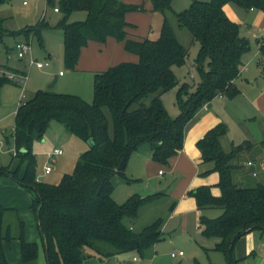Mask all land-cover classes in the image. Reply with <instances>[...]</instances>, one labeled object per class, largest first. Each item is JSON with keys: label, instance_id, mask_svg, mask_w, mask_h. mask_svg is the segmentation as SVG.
<instances>
[{"label": "trees", "instance_id": "obj_1", "mask_svg": "<svg viewBox=\"0 0 264 264\" xmlns=\"http://www.w3.org/2000/svg\"><path fill=\"white\" fill-rule=\"evenodd\" d=\"M6 0H0V3ZM154 11L171 9L172 0H150ZM63 18L55 26L64 35V62L75 69L81 49L90 41L104 43L109 37L124 42L125 50L138 56L137 62H121L94 76V96L91 103L68 93L38 90L22 102L17 111L13 133L18 165L0 167V177L8 176L31 192V208L36 214L47 264H82L84 249L108 255L105 246L116 252L145 253L163 238L159 220L135 233L123 222L134 219L139 209L153 197L134 195L124 204L112 197L114 179L132 181L127 174L131 155L140 148L150 150L157 163L168 165L184 145L185 129L197 113L220 94L229 98L240 91L234 80L240 75L243 55L250 50L249 41L240 35V26L224 10L227 3L244 9L264 11V0H193L189 8L177 13L182 27H186L200 48L195 67L200 80L194 87L179 86L173 68L184 65L186 49L177 39L169 21L163 20L156 39L132 38L128 29L135 26L126 20L130 11H143L142 5L122 0H58ZM76 13H85L84 20L72 21ZM50 27L44 20L24 30L12 32L37 36L42 44V30ZM0 29L2 20L0 19ZM260 50L264 54V40ZM6 71L18 70L0 64V93L4 83L14 82ZM179 86L177 104L180 114L173 118L166 109L162 95ZM151 97L149 103L145 98ZM104 108L112 117L113 133ZM52 121L88 142L89 149L78 159L75 169L65 174L59 184L36 180L35 137L41 138ZM227 127L220 123L198 142L203 161L212 168L203 172H217L220 196H214L211 186H200L188 193L195 198L199 209L219 208L223 212L214 219L201 216L203 235L219 238L215 249L222 252L227 264H238L235 246L239 239L253 230L264 231V183L245 184L238 175L243 172V157L251 155L259 145L245 142L233 145L225 152L221 139ZM23 150V151H22ZM9 211H17L0 204V264H10L5 243L18 238L22 262L36 260L39 245L26 238L25 223L19 218V234H12L5 226Z\"/></svg>", "mask_w": 264, "mask_h": 264}, {"label": "rangeland", "instance_id": "obj_2", "mask_svg": "<svg viewBox=\"0 0 264 264\" xmlns=\"http://www.w3.org/2000/svg\"><path fill=\"white\" fill-rule=\"evenodd\" d=\"M193 0H172L171 9L166 12L154 11L150 0H130L132 5H142L143 11H130L133 17L134 34L137 38H158L163 20L166 18L172 26L178 41L188 49V57L184 65H177L173 71L179 82V86L187 83L195 86L199 80V74L195 67L200 45L196 42L190 31L179 24L176 14L180 13L191 5ZM208 1V0H200ZM126 3V2H125ZM54 4L45 0H6L0 3V19L2 29H0V64L26 72V85L15 82L4 83L0 93V167L18 165V159L14 154L13 133L15 128V112L22 102L29 100L38 90H45L54 93H68L80 95L86 102L91 103L94 96L93 76H81L79 82H72L73 69H69L64 62V35L63 31L55 26L63 18L62 13L54 11ZM244 13L245 18L253 17L260 13L257 9L250 14L244 8L237 7ZM264 12V11H263ZM45 13V22L50 27L42 30V44L37 36L30 37L31 52L21 59L18 57L17 44L28 42L24 34L11 33L35 26L41 21V15ZM85 13H76L71 20H84ZM250 23V21H247ZM241 34L250 43V50L243 55L244 68L241 76L237 77L236 87L241 91L235 97L223 101L216 100L214 105L216 110L223 116L227 133L222 137L221 146L225 152L232 150V140H248L259 143V147L250 155H245L243 161L248 158L255 160L254 167L244 169L249 185L256 182L264 183V97L260 103L258 97L264 93V54L260 55L255 41V31L246 23L240 26ZM31 58L40 62H48L49 66L42 69L30 66ZM59 71L65 74L58 79L57 86L48 88V78L53 79L54 75H59ZM13 71H6L7 76ZM10 79V78H9ZM179 86L163 95V100L169 114L176 118L179 113L177 104V91ZM81 92V93H80ZM21 100V101H20ZM151 97L144 101L149 103ZM107 115L110 134L113 133L112 117L108 108H104ZM243 138V139H241ZM10 148V150H9ZM62 150L63 154L56 157V162L49 161L53 167V172L46 174L45 165L48 162L47 153L54 149ZM33 153L36 155L37 163L35 176L36 180L46 184H59L65 174L74 171L80 156L89 149L88 142L75 134L70 133L66 127L56 121H52L41 138L35 137L33 141ZM243 167V163H242ZM257 172V177L251 175L252 171ZM12 183H16L12 178L3 176ZM249 177V178H248ZM208 184H216L218 175L216 172L206 174ZM164 183V187L160 183ZM4 180L0 182V198L17 202L18 211H9L5 218V226L10 227L12 234H19V216L26 222V236L34 239L39 245V256L36 260L26 264H47L46 254L42 244L40 229L35 212L31 208V192L21 187L22 194L11 192L4 187ZM115 189L112 197L119 205L124 204L130 197L139 195L140 197H153L146 205H143L136 218L125 217L123 222L132 228L135 233H142L144 229L157 221H161V232L163 238L149 248L145 253L140 254L135 251L116 252L111 247L105 246L108 255H100L91 249H84L82 264H207L227 259L222 252L207 250L208 239L198 231V219L200 216H208L209 211L196 213V203L194 199L187 196L182 202L171 195L173 182L167 175L164 178L155 177L149 181L147 177L125 183L120 177L114 179ZM218 188V187H215ZM16 189V188H15ZM167 189V192H163ZM9 191V193H8ZM11 194V195H10ZM16 210V209H15ZM20 214V215H19ZM187 220V230L186 226ZM165 237V238H164ZM27 238V237H26ZM173 250L184 252L182 257H171ZM5 251L10 264H24L22 262L21 244L18 238L5 243ZM136 258V260H134ZM215 264V263H211ZM217 264V263H216Z\"/></svg>", "mask_w": 264, "mask_h": 264}, {"label": "crops", "instance_id": "obj_3", "mask_svg": "<svg viewBox=\"0 0 264 264\" xmlns=\"http://www.w3.org/2000/svg\"><path fill=\"white\" fill-rule=\"evenodd\" d=\"M122 1L126 3H130V0H122ZM237 7L239 6L234 3H227L224 6V10L226 14L228 15V17L234 22L238 23L239 26L242 27V25L246 23L249 27H252V29L255 31L254 32L255 41L258 46L257 53H259L260 55H263L260 50V47H261L262 41L264 40V12L260 10L259 14L254 15L253 17L245 18L246 16H244V13L240 11ZM245 10L247 13L250 14L251 12H254L257 9L252 8L249 10L247 9ZM56 13H59V12H56ZM45 19H46V15L45 13H43L41 15V21L42 20L45 21ZM132 19L133 17L131 14L126 15V20L130 24L134 25ZM247 21H250V23ZM133 31H134V28L128 29L129 37L137 38V36H135ZM240 35L245 38V36L241 34V30H240ZM137 61H138V56L130 52H127L125 50L124 42H119L115 38L109 37L104 43H100L97 41H90L87 46L81 49L78 63L75 69H73L72 71L73 72L72 82H79V79H81L82 75L83 76L90 75V76H93L94 78L96 73L106 71L109 67L119 64L121 62H137ZM244 66L245 65H244V61L242 57L241 72ZM241 72L239 76H241ZM56 75H54L52 80L51 78H48L47 81L48 82L50 81L49 83H52ZM57 76L58 78H57L55 86H57L58 79L60 80V78L64 77L65 74H63L62 71H59V75ZM236 80L237 78L234 80V85H235ZM195 88H196V85L191 89V91H194ZM163 95L161 98L164 103ZM263 97H264V93L258 97L259 103L261 100L263 101L262 99ZM228 98L226 95H223L222 97H216L210 103H208L206 107H203L197 113L195 118L191 122H189V124L187 125L185 129L183 149L177 155H175L174 157L170 159L168 165H162L154 161L150 150L146 147L140 148L138 151L134 152L129 159V163H128L127 170H126L127 176L130 179H132V181L129 183H132L133 181H136L140 179L141 177H147L149 181H152L153 179H155V177L164 178L167 175V177L170 178L173 182V188L171 190V195L174 198H177V199L179 198L181 202L184 199H186L187 196H189L188 193L190 191L200 186H205V185L211 186V192L214 196H220L221 189L218 186V183L220 181L219 173L216 172L218 175V182H216V184H208L209 182L205 178L206 174L204 175L202 173L211 169L212 164L206 163L203 161L202 153L200 149L198 148L197 144L209 130L216 127L220 123H224V118L215 109L216 106L214 105V102L216 100H221L223 101V105H224L225 100H228ZM179 113H180V110H179ZM245 142H250L257 146L259 145V143L258 144L256 142L253 143L248 140H240V141L232 140L231 145L233 147V145H240ZM249 161H253L255 164V160H253V158H248L246 161L244 160L243 161V171L245 168L248 169L249 167H254V165L253 166L247 165V162ZM53 162H56V157L54 158ZM16 165L11 166V168L14 169ZM254 173H256V175H254ZM251 175L253 177L258 176L255 170L252 171ZM238 177L240 180L243 181V183L245 184L250 183V182H247V177L246 175H244V172L239 174ZM3 180L5 183L3 184L2 187L6 185V189H8L9 191L11 190L12 192L19 193V195L22 194V191H20L21 187H17L18 186L17 183H12L8 179L4 177H0V182ZM122 181L125 182L124 180ZM160 186L164 187V183L161 182ZM215 187H218V188H215ZM163 192H167V189H165ZM192 198L194 199L196 203L195 209H196V213L198 214H201L203 211L208 210L209 211L208 216L210 217V219H214V218L219 217L223 212L221 209L213 208V207L206 208V209H199L195 198L194 197ZM0 204H2L3 206L7 208H13L18 211L17 202L15 200L10 201L8 199L6 200V199L0 198ZM185 217H186L185 218L186 226L184 230H187L188 216L185 215ZM19 218L25 223V227H26V222L22 219L21 216H19ZM200 218L201 216L198 219V231L202 232V235H203V226L200 223ZM26 237L28 241L35 242L34 239H30L29 236H26ZM205 238L208 239V243L205 244L207 247V250L217 251L215 249V246L220 241V239L219 238H208V237H205ZM172 252H177V251L173 250ZM177 257H182V256H177ZM235 257L238 260V264H264V231L253 230L245 234L243 237H241L235 246ZM211 263L226 264L225 261L222 262L221 260H215L214 262L212 261L207 262V264H211Z\"/></svg>", "mask_w": 264, "mask_h": 264}, {"label": "built area", "instance_id": "obj_4", "mask_svg": "<svg viewBox=\"0 0 264 264\" xmlns=\"http://www.w3.org/2000/svg\"><path fill=\"white\" fill-rule=\"evenodd\" d=\"M45 1L49 2L51 0H45ZM52 1H55L56 3L58 2V0H52ZM54 10H55V12H60L57 5L55 6ZM17 50H18V57L21 58V59H24L31 52L30 43L29 42H25V41L24 42H19L17 44ZM32 65L36 66L37 68L42 69V68H44L46 66H49V63L48 62H45V63L44 62H40L38 60H35V59L31 58L30 66H32ZM8 77L11 80H14L17 83L19 82V83H21L23 85H26V80H27L26 72H22V73H18V74L10 73L8 75ZM222 96L223 95L220 94L218 97H222ZM206 106H207V104L204 107H206ZM9 150H10V148H9ZM16 153H17L16 148H14V154L16 155ZM62 154H63L62 150H60L58 148H56L53 151L47 153L48 162L46 163L45 169H44V172L46 174H50L53 171V167L51 165H49V161L50 160L54 161L55 157L61 156ZM247 165L248 166H253L254 162L253 161H249V162H247ZM254 175H256V173H254ZM38 182H40V181H38ZM183 255H184L183 251H177V252H172L171 253V256L173 258L177 257V256H183ZM134 260H136V258H134Z\"/></svg>", "mask_w": 264, "mask_h": 264}, {"label": "water", "instance_id": "obj_5", "mask_svg": "<svg viewBox=\"0 0 264 264\" xmlns=\"http://www.w3.org/2000/svg\"><path fill=\"white\" fill-rule=\"evenodd\" d=\"M57 78H58V76L56 75L55 78H54V80L52 81V83L49 84L48 88L51 89V88L55 87V84H56ZM22 151H23V150H22Z\"/></svg>", "mask_w": 264, "mask_h": 264}]
</instances>
